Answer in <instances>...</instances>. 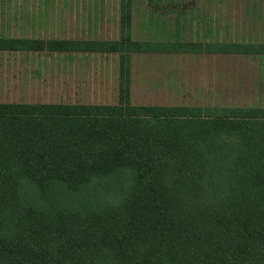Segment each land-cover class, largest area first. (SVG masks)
<instances>
[{"label": "trees", "instance_id": "1", "mask_svg": "<svg viewBox=\"0 0 264 264\" xmlns=\"http://www.w3.org/2000/svg\"><path fill=\"white\" fill-rule=\"evenodd\" d=\"M205 45L264 55L167 48ZM121 57L117 104L0 103V264H264V104H133Z\"/></svg>", "mask_w": 264, "mask_h": 264}, {"label": "rangeland", "instance_id": "2", "mask_svg": "<svg viewBox=\"0 0 264 264\" xmlns=\"http://www.w3.org/2000/svg\"><path fill=\"white\" fill-rule=\"evenodd\" d=\"M139 1L144 5L152 3L153 13L163 19L159 18L160 26H155L154 19L153 26L146 31H143L144 27L134 28V38L203 44L264 43V0ZM140 15L142 20H148L145 19L148 12L141 11ZM206 47L180 53L133 54L132 103L264 104V55L228 52L226 47H219L223 51L213 52ZM57 87L58 90L53 92L27 91L23 102H67L73 98L65 96L60 86ZM99 88L102 89L83 93L80 101H117L116 90L113 92L109 84L99 85Z\"/></svg>", "mask_w": 264, "mask_h": 264}, {"label": "crops", "instance_id": "3", "mask_svg": "<svg viewBox=\"0 0 264 264\" xmlns=\"http://www.w3.org/2000/svg\"><path fill=\"white\" fill-rule=\"evenodd\" d=\"M151 6L152 3L144 5L139 0H0V39L11 41V45L0 47V103H24L27 91L53 92L59 85L65 96H73L71 100L26 103L117 104L123 65L121 56L128 59L131 92L133 54L183 52L167 48V44L183 43V40L133 37L134 28L144 27L146 31L153 26L154 19L155 26H160L159 20L163 18L153 13ZM123 9L129 11L130 38L133 42H145L147 45L143 49L127 46V51H121L99 45L121 39ZM141 11L148 12L147 21L141 19ZM27 40L91 41L93 45L89 49L76 46L63 50L33 49L26 46ZM105 83L113 92L116 90L117 101H80L83 93L101 90L99 85Z\"/></svg>", "mask_w": 264, "mask_h": 264}]
</instances>
